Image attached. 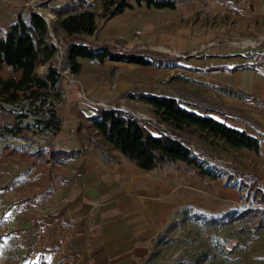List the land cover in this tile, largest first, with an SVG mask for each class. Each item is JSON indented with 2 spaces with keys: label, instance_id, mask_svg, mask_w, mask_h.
<instances>
[{
  "label": "rangeland",
  "instance_id": "374dc122",
  "mask_svg": "<svg viewBox=\"0 0 264 264\" xmlns=\"http://www.w3.org/2000/svg\"><path fill=\"white\" fill-rule=\"evenodd\" d=\"M65 1L0 0V35L19 14H43L56 52L36 73L44 76L49 65L59 73L37 101L0 102V200L10 223L0 228V264H264V203L254 193V186L264 192V88L250 93L263 83L264 66L245 67L246 47L231 45L214 47L231 52L214 59L228 73L207 79L193 66L200 34H245L264 22L263 6L258 14L253 0L240 11L231 9L237 0H182L175 10H187L183 18L145 4L101 17L100 0H85L98 14L97 29L69 37L52 12ZM110 38L120 41H111L114 48H136L155 64L79 58L80 74L70 71L65 54L74 39L97 46ZM208 83L245 94L231 100ZM141 96L172 97L242 128L260 140V151L191 130L177 139L215 166L218 178H200L180 162L140 170L87 128L88 117L106 106L132 114L153 134L166 131ZM11 150L26 157L8 156ZM76 171L83 179L75 180Z\"/></svg>",
  "mask_w": 264,
  "mask_h": 264
},
{
  "label": "trees",
  "instance_id": "16d2710c",
  "mask_svg": "<svg viewBox=\"0 0 264 264\" xmlns=\"http://www.w3.org/2000/svg\"><path fill=\"white\" fill-rule=\"evenodd\" d=\"M180 1L182 0H100L101 17H113L132 8L133 4L174 10ZM82 6L84 5L81 0H69L55 6L60 8L58 12L52 10L57 16L58 27L69 37L90 36L97 29V12L88 7L80 9ZM64 7L67 8L61 10ZM111 41L120 42L110 38L93 46L74 39L68 44L65 54L70 71L73 74L81 71L79 58L100 62L109 59L141 66L155 64V58L144 52L136 48L122 51L114 48ZM55 52L56 46L48 41V26L43 16L30 10L28 19L25 20L19 14L7 32L0 35V102L14 105L23 98L31 101L41 99L56 84L59 73L51 65L44 76H39L36 69L49 62ZM140 100L152 108L159 122L167 126L166 131L157 130L153 134L132 114L118 109L102 108L88 117L90 126L87 128L93 130L104 144L130 160L140 170L152 171L163 164L180 162L191 168L200 178H218L215 166H204L206 163L197 159L177 139L181 133L191 130L197 131L199 138L220 141L232 149H246L254 153L260 151V140L257 137L249 135L245 130L229 127L206 114L186 109L175 98L141 96ZM54 129L58 131L59 128L54 126ZM15 155L26 157L25 153L19 154L13 150L8 154ZM254 193L259 203H264V192L254 186ZM67 259L58 264H68Z\"/></svg>",
  "mask_w": 264,
  "mask_h": 264
},
{
  "label": "crops",
  "instance_id": "0c3cea01",
  "mask_svg": "<svg viewBox=\"0 0 264 264\" xmlns=\"http://www.w3.org/2000/svg\"><path fill=\"white\" fill-rule=\"evenodd\" d=\"M68 1H65V2H68ZM81 1L83 2L84 8H85L86 7L85 6L86 4L84 2L85 0H81ZM65 2H63V3H65ZM237 2H238L237 3L238 5L237 6L236 5L233 6L234 8H231V9L236 10V11L237 10L240 11L239 8L242 7V6H246V4L250 2V0H237ZM252 4L254 6V8H253L254 11L253 12L258 11L259 12L258 14H260V11H261L262 6L264 8V1L263 0H253ZM55 6H58V5H55ZM192 10L193 9H191V11ZM210 10L211 9H207L206 8V11L207 12H209ZM168 11H169V15L170 16H176L178 18H183V16L187 12V10L185 11L184 9H183V11L182 10H178L177 11L175 9L174 10H169L168 9ZM223 12H226V11L224 10ZM53 14H54V12H53ZM215 14H217V13H215ZM254 24H257V23L255 22ZM244 32H245V34H239L237 32V34H235V35H231V34H228V33H226V34L225 33H222V34H219V35H217L215 37L214 36L213 37H210L208 39L205 38V36L203 37L202 34H200L199 37H197V38L198 39H201L202 43H201L200 48H198V50H195V51H199V52H202V53H200L201 55H199L201 57H198V58L195 59L198 63L195 61L196 63H194L193 66L196 69H198V72L200 71V73L202 75H203V73H205L206 75H204V76H206L207 79L211 75H213L215 72L220 71L219 69H222V72H224V73H228L229 72L230 67H227V66H224V65L221 66V65L214 64V59H217V58L223 59L225 57H232L231 52L227 48H221L220 50H218L217 48L214 49V47H216V46L215 45H212L211 42L214 41L215 39H219V38L221 39V38L241 37V38L248 39V40L252 39V40H255L257 42V44L255 45V50L258 51V52H264V22L259 21L258 24L256 25V28L251 27L250 29H248V31H244ZM226 46H228V45H219V47H226ZM207 49H210V51L207 52ZM246 57L249 59V62L250 63L244 64L245 67H249V68H258L259 67V68H261V67L264 66L263 64H256V63H254L251 60V58L247 55V52H246ZM78 74H80V73H78ZM260 75H262L263 78H264L263 72H261ZM208 84H210L212 87H214L215 90L217 88V91L220 92V95L225 96V97H227L228 99H231V100L233 98L234 99L239 98V95L240 94H245V93H242L239 90L238 91H234V90H232V88H228V87L222 86V85H217L216 83H208ZM262 88H264V81L261 84V86L260 85L259 86L254 85L253 91L250 92V93L251 94H253V93L257 94V93H260V92L262 93ZM216 93H218V92H216ZM263 95H264V91H263ZM183 107H185V106H183ZM186 109H189V108H186ZM189 110L194 111L193 109H189ZM212 117L214 119L220 121V122L225 123L229 127H232L234 129H238V130H244L242 128L241 129L236 128L235 126H232V125L228 124L227 122H224V121H222V120H220V119H218V118H216L214 116H212ZM247 133L249 135L254 136L253 134L249 133L248 131H247ZM254 137H256V136H254ZM70 167H68V169ZM73 171H75V170H73ZM75 175L79 176L75 180H79V179H83V175L84 174L82 175L81 174V171H76ZM80 175H82V176H80ZM60 193H62V192H59V190H58V192L56 194L59 195Z\"/></svg>",
  "mask_w": 264,
  "mask_h": 264
},
{
  "label": "built area",
  "instance_id": "2783aa9c",
  "mask_svg": "<svg viewBox=\"0 0 264 264\" xmlns=\"http://www.w3.org/2000/svg\"><path fill=\"white\" fill-rule=\"evenodd\" d=\"M39 14L43 16L41 12L38 11ZM212 45H231V46H243L247 48V55L251 58V60L256 64H263L264 65V52H258L255 50V45L257 44L255 40H248V39H242L241 37H234V38H219L215 39L211 42ZM86 99V98H85ZM103 109H108V107L104 106ZM101 108V107H99ZM111 109H118L112 107ZM206 164L209 162L204 161ZM239 178H235L233 182H239ZM10 226L9 220L4 216V209L2 202L0 200V228H8ZM17 260V259H16Z\"/></svg>",
  "mask_w": 264,
  "mask_h": 264
}]
</instances>
